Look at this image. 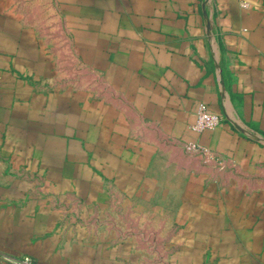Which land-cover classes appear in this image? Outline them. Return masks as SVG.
I'll return each instance as SVG.
<instances>
[{"label": "crops", "instance_id": "crops-1", "mask_svg": "<svg viewBox=\"0 0 264 264\" xmlns=\"http://www.w3.org/2000/svg\"><path fill=\"white\" fill-rule=\"evenodd\" d=\"M239 4L0 0V158L8 155L0 169H12V57L19 56L12 52L20 48L26 57L47 59L42 43L50 27L72 57L88 58L90 75L101 72L110 89L105 102L89 103L95 110L88 129L95 140L103 129L101 152L120 180L116 185L130 189L126 195L134 199L146 186L158 187L155 197L161 183L153 172H173L170 177H180L187 188L186 202H215L218 238L228 243L232 228L233 250L252 252L248 262L227 264H264V0L259 10ZM68 51L58 48L56 57ZM97 59L104 60L103 71ZM201 104L223 118L215 130H192ZM190 143L208 150L219 165L213 177L194 171L184 150ZM7 175L0 201L2 188L12 186ZM176 196L170 201L178 202ZM256 251L263 252L257 261Z\"/></svg>", "mask_w": 264, "mask_h": 264}, {"label": "rangeland", "instance_id": "rangeland-1", "mask_svg": "<svg viewBox=\"0 0 264 264\" xmlns=\"http://www.w3.org/2000/svg\"><path fill=\"white\" fill-rule=\"evenodd\" d=\"M48 29L43 38L47 43H42L47 59L26 57L28 52L20 48L12 52L19 55L12 57V139L7 140L12 169H0V181L11 173L12 186L1 192L0 262H248L252 252L233 250L232 228L226 230L228 243L218 238L215 202L201 204L199 197L186 202L187 188L179 184L180 177L178 182L170 177L173 172H153L161 183L155 197L158 187L146 186L134 199L126 195L130 189L116 185L120 180L101 152L104 131L97 132L95 140L88 129L95 110L89 103L105 102L110 89L101 72L90 75L87 57H72L69 44L57 42L54 30ZM58 48L68 53L56 57ZM96 61L103 71L104 60ZM184 150L196 165L194 171L208 170L213 177L219 165L210 154L200 155L186 146ZM5 157L0 158L2 164H7ZM214 191L211 188L210 194ZM173 194L181 199L170 201ZM124 195L129 196L125 201ZM259 253L263 255L256 251V261Z\"/></svg>", "mask_w": 264, "mask_h": 264}, {"label": "built area", "instance_id": "built-area-1", "mask_svg": "<svg viewBox=\"0 0 264 264\" xmlns=\"http://www.w3.org/2000/svg\"><path fill=\"white\" fill-rule=\"evenodd\" d=\"M223 121L220 115L210 113L205 105L201 104L198 106L196 112V122L192 126V130L196 133H202L207 130H215L218 128ZM188 151L198 153L200 155H209L210 152L202 146L194 143L186 145ZM14 264H32L29 260L21 262H14Z\"/></svg>", "mask_w": 264, "mask_h": 264}, {"label": "clouds", "instance_id": "clouds-1", "mask_svg": "<svg viewBox=\"0 0 264 264\" xmlns=\"http://www.w3.org/2000/svg\"><path fill=\"white\" fill-rule=\"evenodd\" d=\"M239 7L244 10H247L249 8H254L259 10L261 4H260V0H240Z\"/></svg>", "mask_w": 264, "mask_h": 264}]
</instances>
